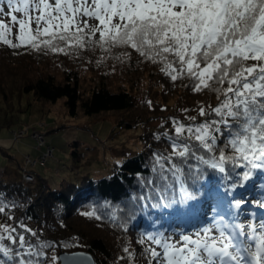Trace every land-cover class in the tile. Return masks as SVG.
<instances>
[{
    "label": "snow or ice",
    "instance_id": "6c2138e0",
    "mask_svg": "<svg viewBox=\"0 0 264 264\" xmlns=\"http://www.w3.org/2000/svg\"><path fill=\"white\" fill-rule=\"evenodd\" d=\"M0 14L9 18L0 19V43L10 48L121 49L129 60L135 53L160 64L173 83L187 79L193 92L214 93L215 106L195 109L202 120L171 119L164 136L172 151L153 153V177L137 173L149 194L129 197L120 225L128 230L138 213L148 218L151 230L138 241L147 264H264V219L250 207L264 209V0H0ZM16 206L0 201V214L14 220ZM170 208L171 219L149 211ZM124 211L116 205L112 215ZM45 249L52 245L22 222L0 223V253L10 264H60Z\"/></svg>",
    "mask_w": 264,
    "mask_h": 264
},
{
    "label": "trees",
    "instance_id": "16d2710c",
    "mask_svg": "<svg viewBox=\"0 0 264 264\" xmlns=\"http://www.w3.org/2000/svg\"><path fill=\"white\" fill-rule=\"evenodd\" d=\"M61 46L67 51L53 53L43 46L41 50L27 46L13 49L0 43V109L7 107L13 115L40 106L38 110L43 112L64 100L68 115L74 119H105L111 115L118 126L142 125L144 130L139 139L143 141V150L113 166L108 176L93 178L85 174L79 182L63 180L58 188L48 185L45 180L38 185L25 184L21 167L4 171L0 175V201L14 202L17 206L10 209L15 219L9 220L0 214V223L18 225L22 222L34 229L40 240L52 245V249H45L49 257L60 251H86L94 256L96 264H147V257L141 255L145 245L138 241L142 231L151 230L148 218L138 213L137 219L130 221L125 230L119 217L126 216L131 195L149 194L137 173L144 178L153 177V153L167 155L172 151L164 136L165 132H173L171 119L175 117L191 123L185 119L191 115L202 120L195 109L201 102L215 106V94L208 90L193 92L187 79L173 83L160 71V64L146 61L135 53L129 60L121 56V49L105 52L99 45L86 48ZM36 57L40 58L38 62L29 61ZM83 70L89 73V80ZM87 80L89 88L83 87ZM25 98L27 102L23 106ZM183 109L191 111L186 113ZM157 121L161 122L159 126L150 127ZM63 127L59 126V129ZM73 145L78 147L80 143ZM73 154L79 165L82 155L78 149ZM8 158L12 157L8 155ZM96 172L102 173L101 170ZM105 200L111 202V208L103 206ZM94 204L95 209L92 208ZM116 205L125 211L117 212L113 217ZM93 210L100 219L83 215ZM149 211L164 219L175 215L171 208ZM18 231L23 229L18 228ZM124 247L136 253L134 261H128ZM119 257L125 259L118 260ZM0 260L10 264L2 253Z\"/></svg>",
    "mask_w": 264,
    "mask_h": 264
},
{
    "label": "rangeland",
    "instance_id": "374dc122",
    "mask_svg": "<svg viewBox=\"0 0 264 264\" xmlns=\"http://www.w3.org/2000/svg\"><path fill=\"white\" fill-rule=\"evenodd\" d=\"M0 19L9 18L0 14ZM89 23L92 21L89 20ZM39 59L36 57L29 61L38 62ZM6 61L9 62L8 59ZM82 73L89 80V73L84 70ZM88 80L83 87H90ZM26 102L25 98L22 105L25 106ZM16 107L19 109V104H16ZM3 108L5 110L0 109V175L6 170H19L20 167H24L27 157L40 161L47 147L51 146L55 148L54 157L47 163H39L31 169L38 174L34 185L45 180L48 185L58 188L63 180L79 182L85 174H90L93 178L108 176L113 166L122 164L143 150V141L139 139L144 130L142 125L132 128L118 126L111 115L105 119H101L102 117L74 119L68 115L64 100L45 108L43 112L38 110L40 109L38 106L30 112L11 115L7 107ZM160 124V121L153 122L150 127H157ZM59 126L65 127L59 129ZM20 130H26V135L15 143L14 132ZM35 132L45 135L46 144L41 148L32 137ZM74 142H79L80 145L74 146ZM77 149L82 155L79 165L77 156L73 154ZM4 151L12 158H8ZM99 170L102 172L101 175L96 172Z\"/></svg>",
    "mask_w": 264,
    "mask_h": 264
},
{
    "label": "built area",
    "instance_id": "2783aa9c",
    "mask_svg": "<svg viewBox=\"0 0 264 264\" xmlns=\"http://www.w3.org/2000/svg\"><path fill=\"white\" fill-rule=\"evenodd\" d=\"M26 135V130H20L14 132V141L18 143L24 136ZM32 137L38 142L39 147L41 148L43 145L46 144L45 142V135L41 132H35ZM55 149L51 146L47 147V151L40 157V161L38 160H31L29 157L26 158V165L22 169V180L27 185H34L37 182V176L31 168L37 166L39 163L45 164L49 159L54 157ZM26 239L30 240L31 236L29 234L26 235Z\"/></svg>",
    "mask_w": 264,
    "mask_h": 264
},
{
    "label": "water",
    "instance_id": "95a60500",
    "mask_svg": "<svg viewBox=\"0 0 264 264\" xmlns=\"http://www.w3.org/2000/svg\"><path fill=\"white\" fill-rule=\"evenodd\" d=\"M58 256L60 258V264H62L64 257L71 258L73 261L76 262V264H96V260L94 256L86 251H77V252L60 251Z\"/></svg>",
    "mask_w": 264,
    "mask_h": 264
},
{
    "label": "bare ground",
    "instance_id": "6f19581e",
    "mask_svg": "<svg viewBox=\"0 0 264 264\" xmlns=\"http://www.w3.org/2000/svg\"><path fill=\"white\" fill-rule=\"evenodd\" d=\"M36 176L38 175L37 172H35Z\"/></svg>",
    "mask_w": 264,
    "mask_h": 264
}]
</instances>
